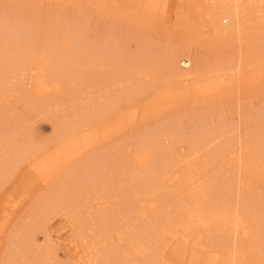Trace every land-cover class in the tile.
I'll list each match as a JSON object with an SVG mask.
<instances>
[{
    "label": "bare ground",
    "instance_id": "6f19581e",
    "mask_svg": "<svg viewBox=\"0 0 264 264\" xmlns=\"http://www.w3.org/2000/svg\"><path fill=\"white\" fill-rule=\"evenodd\" d=\"M111 1L96 0L97 10ZM124 1L157 17L167 0ZM188 1L176 11L183 38L163 47L140 40L133 51L111 33L92 39L83 27L78 38L64 7L79 0H31L30 15L0 20V264H53L59 246L39 241L54 215L77 219L71 264H164L176 244L181 264H264V103H238L242 131L224 112L208 120L227 98L264 89V0ZM192 6L195 15L182 14ZM154 85L184 112L206 110L191 134L168 123L139 135L117 163L84 158L96 129L122 117L119 104L132 111ZM63 112L74 120L50 148L25 143L35 121ZM163 131L185 142L163 149ZM92 202L94 226L73 214Z\"/></svg>",
    "mask_w": 264,
    "mask_h": 264
},
{
    "label": "rangeland",
    "instance_id": "374dc122",
    "mask_svg": "<svg viewBox=\"0 0 264 264\" xmlns=\"http://www.w3.org/2000/svg\"><path fill=\"white\" fill-rule=\"evenodd\" d=\"M29 1L31 0H0V20H3V18L9 16L14 11L22 16L30 15L34 9V4H31ZM95 1L96 0H79L81 4L79 6L72 7L67 4V6L64 7L67 11V16L64 17V19L70 22H76L75 30L78 32V38H80L79 28L83 29V27L85 28L84 30L86 31L87 37L92 39H96V37H100L106 33H111L123 41L128 51L135 50L136 43L140 40L149 41L157 46L163 47L166 42L171 41V43H173L183 38L184 34L181 38H179V35L181 30L184 31V29L175 24L179 17H177L176 11L185 6L187 2H190L188 0L165 1V10L164 12H159L157 17H146L142 15L131 5H127L124 0H112L107 5H104V9L100 11L97 10V3ZM41 7L42 5L40 9ZM183 11L182 14H186L190 17L195 15L193 6L183 9ZM64 36L66 37V34ZM204 57L208 59L211 57V54L205 52ZM157 86L158 85H154L149 91L143 93L142 97H139V101L137 99L132 100L135 106L132 111L127 109L132 103H128L126 106L120 103L119 108L123 111L122 117L114 118L111 121V125L107 126V129H96L92 143L95 146L90 148L84 158L100 155L101 157L110 158L117 163L127 156L128 148L131 149L132 143H135L134 141L139 135L142 133L151 134L159 127L160 129H164L162 127L168 123L180 122L178 127L182 128L181 132L184 133L185 136L191 134L194 124H199L198 116L205 115L206 110L195 109L194 111L184 112L181 100L173 101L171 98L162 97L158 91H156ZM70 88L69 86L65 88L62 94L54 98V102L66 100L67 94L71 90ZM251 94L252 93H249L247 97ZM230 100V98H227L226 101L222 102V105L213 108L212 114L208 117V120L211 118L213 119L216 114L224 112L226 114V121L238 123V129L242 131V124H240L242 119L241 116L235 113L236 106L239 102L242 103L244 107H249V105L255 107L262 106L264 103V89L262 91L258 90L256 97L246 98L241 101L237 100V102ZM57 109H59V107ZM17 111H14L13 114L10 115L15 116ZM60 115L62 114L59 113L54 120L39 119L35 121L32 124L33 130L30 134L36 132V137L33 138V140L31 139L32 142L27 140L30 138H27L25 143H37L43 148H50L51 145H45L46 141L59 129L68 126V124L74 120V116L65 114V112H63V116ZM215 123L216 122L213 121L210 124L214 125ZM248 124L251 125L252 123L249 122ZM164 133L165 131L161 133L162 135L159 140L161 148L163 149L173 151V149H178L182 145L181 143L185 142V140L180 139L181 137L176 139L178 142L174 141L169 133ZM184 138L186 139V137ZM14 146H16V144ZM123 165L125 164L123 163ZM127 168L128 167L125 169ZM107 174L109 173L107 172ZM96 206L97 204L92 202L89 209L85 210L83 208L80 212L76 211L73 214L84 216L87 222L91 226H94V220L97 217L94 213ZM112 206V203L106 202L105 210L111 209ZM262 210H264V206ZM74 218L75 216L73 215L70 217L54 215L47 223L49 237H47L46 241H39V244L47 247L49 250H55V248L59 246L56 250L58 256L53 260V264H71L73 253L69 249L73 247V221L77 220H74ZM183 249L184 248L181 247L180 244H176V246H167L163 251L164 264H181L182 260L184 263L186 260L183 257Z\"/></svg>",
    "mask_w": 264,
    "mask_h": 264
}]
</instances>
